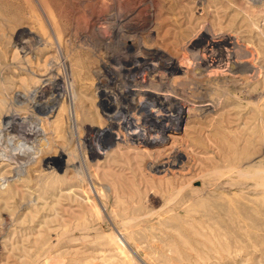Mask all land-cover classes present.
Listing matches in <instances>:
<instances>
[{"label":"rangeland","instance_id":"1","mask_svg":"<svg viewBox=\"0 0 264 264\" xmlns=\"http://www.w3.org/2000/svg\"><path fill=\"white\" fill-rule=\"evenodd\" d=\"M5 124L0 264H264V0H0Z\"/></svg>","mask_w":264,"mask_h":264},{"label":"bare ground","instance_id":"2","mask_svg":"<svg viewBox=\"0 0 264 264\" xmlns=\"http://www.w3.org/2000/svg\"><path fill=\"white\" fill-rule=\"evenodd\" d=\"M133 20H135V19H133ZM138 20L135 22H131V21L127 22L125 24V26H127L129 28H136L139 26ZM143 52H144L143 55H140V56L134 58L135 62L137 64H135V66L133 67L132 70L136 71V70L141 69L140 67H143L142 63L147 62V60L151 59V58H156L158 61H161L162 55L158 54L157 52H149L148 50H145ZM173 65L174 64L169 62V61L168 62H162L161 61L159 66L160 67L164 66L165 69L168 70ZM173 83H175V81ZM152 84H154V83H152ZM174 91H175V93H174V96L172 98L170 96H169L170 97L169 99H164L165 98L164 96H163L164 98H162L163 102H165V100H169L170 102H174V107H175L174 111L175 112L173 115H155L153 108L155 107L156 102L154 99H152V97H151L152 94L149 92H144L143 94H141L142 96H141L139 102L135 103L134 99H133V101H131L132 104H135L139 109L144 111L142 114V119H143L144 123L147 124V126L145 125L147 128L139 130V131L136 130V131L132 132V134L130 133L131 134L130 138H132L135 142H137V144L139 143V144H143V145L149 146V147H155V146L163 145L166 142L167 138H169L168 132L170 130L179 129L180 122L182 119L183 108H184L185 104L192 103V102H203V101L209 100L206 92H203V93L201 92L200 94H189V95H187L186 93H184V91H180V89H174ZM107 118L109 119L110 122L113 123V121L116 120V115L115 116H108ZM132 124H133V118H131L130 116L125 117L124 125H132ZM110 129H108L106 132H109ZM153 133L154 134L156 133V135L153 136ZM0 135H1V137H8L9 135H11V129L9 128L8 124H5L4 126H2L0 128ZM24 140H25L24 138L18 137V141L20 143L23 142Z\"/></svg>","mask_w":264,"mask_h":264}]
</instances>
